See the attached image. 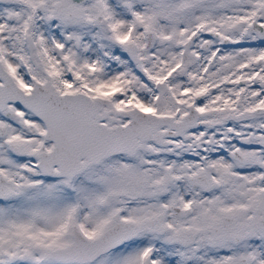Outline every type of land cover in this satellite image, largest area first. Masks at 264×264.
<instances>
[{
    "label": "snow or ice",
    "instance_id": "obj_1",
    "mask_svg": "<svg viewBox=\"0 0 264 264\" xmlns=\"http://www.w3.org/2000/svg\"><path fill=\"white\" fill-rule=\"evenodd\" d=\"M0 264H264V0H0Z\"/></svg>",
    "mask_w": 264,
    "mask_h": 264
}]
</instances>
